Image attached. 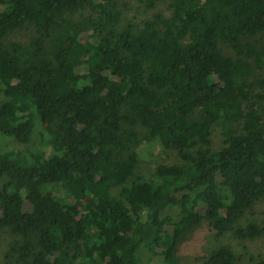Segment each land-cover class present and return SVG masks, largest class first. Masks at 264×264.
Listing matches in <instances>:
<instances>
[{
    "label": "trees",
    "instance_id": "16d2710c",
    "mask_svg": "<svg viewBox=\"0 0 264 264\" xmlns=\"http://www.w3.org/2000/svg\"><path fill=\"white\" fill-rule=\"evenodd\" d=\"M117 1L0 0V134L27 143L41 123L52 139L49 161L0 151V234L22 238L3 264H141V248L179 264L202 222L264 235V221L234 226L264 198V0H166L137 30L117 28ZM141 139L174 158L150 180L135 172ZM197 259L250 264L227 245Z\"/></svg>",
    "mask_w": 264,
    "mask_h": 264
},
{
    "label": "rangeland",
    "instance_id": "374dc122",
    "mask_svg": "<svg viewBox=\"0 0 264 264\" xmlns=\"http://www.w3.org/2000/svg\"><path fill=\"white\" fill-rule=\"evenodd\" d=\"M118 8L121 10V19L117 24L118 29L125 28L128 25L133 26L135 30L140 27V23L145 19L151 17L153 11H159L164 15H169V9L167 7V1L159 2L155 10L147 9L143 4L136 0H118ZM72 19L78 18V13H69ZM28 37V31L23 29L7 36L8 40L26 41ZM63 46L69 44L68 41L63 40ZM264 43V40L262 41ZM1 86V82H0ZM2 97L0 94V101ZM44 124L36 123L33 128L31 137L27 143H20L12 138L6 137L0 134V151L10 150L17 152L19 150H35L41 148L44 151L45 159L50 160V145L52 139L44 137L42 141L40 133L42 132ZM213 147L216 149L220 145L221 141L217 135L212 136ZM136 149L139 152L138 163L135 172L142 176L145 180L152 178V173L157 164L163 162L173 161V156L168 151H163L159 148L155 141L147 143L141 139L136 145ZM4 179L0 177V185ZM72 201V199H70ZM29 208L28 202H24L23 210ZM197 210H201L202 206H197ZM165 213L175 215L178 212V207L171 205L164 210ZM264 221V198H261L253 204V206L247 210L236 220L234 226H244L248 222H255L261 224ZM34 240V238H32ZM22 238L15 234H12L8 229H4L0 234V264L5 261V255L9 252L10 246L14 242H21ZM219 245H227L234 256L243 262L252 264L256 262L260 257L264 256V235L253 239H238L234 235V230L230 229L223 235L216 237L213 232L208 230L206 223L202 222L193 229H190L183 236L181 243L177 248V259L179 264H201V261L197 258L202 254L209 253L213 248ZM136 256L140 260L141 264H155L154 259H151L146 250L139 249Z\"/></svg>",
    "mask_w": 264,
    "mask_h": 264
}]
</instances>
